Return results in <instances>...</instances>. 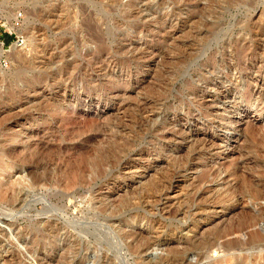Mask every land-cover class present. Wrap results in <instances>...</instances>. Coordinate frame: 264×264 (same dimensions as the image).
<instances>
[{
	"label": "rangeland",
	"instance_id": "obj_1",
	"mask_svg": "<svg viewBox=\"0 0 264 264\" xmlns=\"http://www.w3.org/2000/svg\"><path fill=\"white\" fill-rule=\"evenodd\" d=\"M0 48V264H264V0H0Z\"/></svg>",
	"mask_w": 264,
	"mask_h": 264
},
{
	"label": "built area",
	"instance_id": "obj_2",
	"mask_svg": "<svg viewBox=\"0 0 264 264\" xmlns=\"http://www.w3.org/2000/svg\"><path fill=\"white\" fill-rule=\"evenodd\" d=\"M22 17L18 16L15 18L13 25H11V28L7 29L6 28V32L7 34H9L13 40H14V45L18 46V48H21L25 45V40L23 38V36L19 35L20 33V23H21ZM4 45V44H3ZM8 61L7 60H1L0 61V65L3 67H7L8 66Z\"/></svg>",
	"mask_w": 264,
	"mask_h": 264
},
{
	"label": "bare ground",
	"instance_id": "obj_3",
	"mask_svg": "<svg viewBox=\"0 0 264 264\" xmlns=\"http://www.w3.org/2000/svg\"><path fill=\"white\" fill-rule=\"evenodd\" d=\"M18 48V46H14L13 49H16ZM0 54H3V49L0 48ZM103 247V246H102ZM111 247V246H110ZM211 253V252H210ZM148 254V253H147ZM146 261V260H145ZM140 263V262H139ZM151 262H149L148 264H150Z\"/></svg>",
	"mask_w": 264,
	"mask_h": 264
},
{
	"label": "trees",
	"instance_id": "obj_4",
	"mask_svg": "<svg viewBox=\"0 0 264 264\" xmlns=\"http://www.w3.org/2000/svg\"><path fill=\"white\" fill-rule=\"evenodd\" d=\"M7 42H10L9 40Z\"/></svg>",
	"mask_w": 264,
	"mask_h": 264
}]
</instances>
